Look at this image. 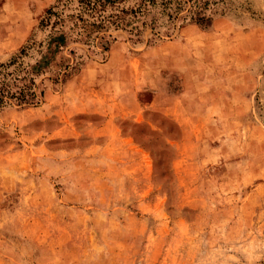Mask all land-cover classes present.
Returning <instances> with one entry per match:
<instances>
[{"label": "rangeland", "instance_id": "rangeland-1", "mask_svg": "<svg viewBox=\"0 0 264 264\" xmlns=\"http://www.w3.org/2000/svg\"><path fill=\"white\" fill-rule=\"evenodd\" d=\"M103 3L0 0V63L43 90L0 107V264H264V0ZM170 40L186 43L169 59L146 51ZM116 44L161 93L185 78L223 109L194 117L191 143L146 109L119 118L129 147L107 146L102 117L75 109L106 92Z\"/></svg>", "mask_w": 264, "mask_h": 264}, {"label": "crops", "instance_id": "crops-1", "mask_svg": "<svg viewBox=\"0 0 264 264\" xmlns=\"http://www.w3.org/2000/svg\"><path fill=\"white\" fill-rule=\"evenodd\" d=\"M185 43V41H165L158 46L148 48L146 51L156 53L157 58L161 59V57L165 56L166 59H169L170 57L165 55L164 49L174 48L175 44ZM117 51H119V48L117 50L116 44L111 48V55L106 63L112 64L109 67L112 69V72H109L105 76L106 79H102L100 86V89L106 88V92H102L101 90L99 92V88L94 89V97H91L92 100L90 98L88 99L87 107H85V102H82L75 109L77 112L87 111L95 116L102 117V122L94 125V133L92 134L93 137L98 135L104 136V142L107 146L115 149H122L124 146L129 147L128 144L134 141V139L123 129L119 118L132 115L136 120L141 121L146 109L162 113L177 121L186 143L193 141L192 126H204L200 121H197V124L192 123L194 122V117L200 120L201 117L199 115L207 110L219 109L221 111L223 109V94L214 90L201 94L195 83L193 84L185 78L178 92L161 93L158 90L159 85L157 82L154 80L142 81L135 75L137 71L142 72L144 70L143 64L145 60L141 59V56L127 58L125 52L124 55L120 52L116 55ZM124 59L127 61L130 60V65L134 67H129L127 61L123 65L122 62ZM145 63L147 62L145 61ZM152 65V68H155V70H160V68L183 70L179 67L175 68L171 62L167 65H161L160 62L153 63ZM89 67L96 69L95 65L94 67L93 65ZM184 71L190 72L191 70L186 69ZM123 72L126 74L130 72L131 75L134 74L133 79L135 81L131 78H124L122 76ZM147 89H151L150 99L148 101L142 98L143 90ZM90 96L92 95L90 94Z\"/></svg>", "mask_w": 264, "mask_h": 264}, {"label": "trees", "instance_id": "trees-1", "mask_svg": "<svg viewBox=\"0 0 264 264\" xmlns=\"http://www.w3.org/2000/svg\"><path fill=\"white\" fill-rule=\"evenodd\" d=\"M104 1L113 2V0H79V3L84 11L93 12L97 7L104 6ZM47 12L51 14L49 10ZM93 24L95 23H92V25ZM52 42L58 44L60 41L52 39ZM50 49H52V46L49 47V50ZM13 63V61L0 63V107L12 102H16L20 105L37 103L39 97L43 95V90L38 92L35 83V75L38 73V69L29 72L26 67L19 65L17 71H11L8 68Z\"/></svg>", "mask_w": 264, "mask_h": 264}]
</instances>
